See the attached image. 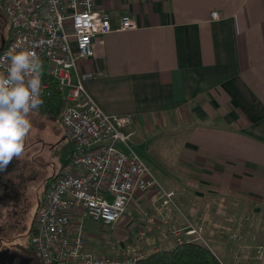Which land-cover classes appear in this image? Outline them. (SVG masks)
I'll return each mask as SVG.
<instances>
[{
  "label": "crops",
  "instance_id": "crops-1",
  "mask_svg": "<svg viewBox=\"0 0 264 264\" xmlns=\"http://www.w3.org/2000/svg\"><path fill=\"white\" fill-rule=\"evenodd\" d=\"M96 5L114 26L127 14L137 28L102 36L77 67L94 74L85 87L104 112L131 114L134 136L152 134L179 159L164 186L175 191L180 211L168 206L162 226L188 218L204 222L224 262L246 257V264H264V0ZM10 34L8 28L0 40ZM134 136L129 141L136 151ZM10 165L0 169L1 180L9 177ZM133 223L132 236L142 220ZM168 238H160L167 244L161 249L172 247ZM254 248L259 258L251 257Z\"/></svg>",
  "mask_w": 264,
  "mask_h": 264
},
{
  "label": "built area",
  "instance_id": "built-area-1",
  "mask_svg": "<svg viewBox=\"0 0 264 264\" xmlns=\"http://www.w3.org/2000/svg\"><path fill=\"white\" fill-rule=\"evenodd\" d=\"M0 7L11 33L0 55L14 43L38 54L42 99L51 97L54 90L60 93L64 102L60 122L73 144L68 162L38 204L30 247L41 264H138L150 253L139 244L153 228L168 223L165 209L172 206L180 211L174 201L176 193L163 187L131 146L133 116L104 112L85 87L94 74L77 67L78 60L92 56L93 44L102 36L137 28L136 18L123 15L114 26L96 0H0ZM211 17L216 19L217 12H211ZM148 196L153 200L143 204L140 199ZM134 202L142 215L134 242L121 246L117 255L92 253L87 243L91 226L113 231ZM204 227V222L190 220L171 226L172 247L195 242L212 250L204 238ZM246 261L237 259L235 264Z\"/></svg>",
  "mask_w": 264,
  "mask_h": 264
},
{
  "label": "rangeland",
  "instance_id": "rangeland-1",
  "mask_svg": "<svg viewBox=\"0 0 264 264\" xmlns=\"http://www.w3.org/2000/svg\"><path fill=\"white\" fill-rule=\"evenodd\" d=\"M8 28L6 15L0 7V37L7 33ZM31 121L33 128L25 141L23 155L18 159L14 158L9 163L11 164L9 169H12V172H10L8 176L11 177L12 180L13 178L14 180L17 178L18 181L21 182V186L25 189L16 206L12 207L7 204V207H3L2 204H0V248L7 247L6 249L9 250L16 249L13 244L20 243L25 239V233H27L31 223L29 212L31 211V214L35 213L38 201L42 199L46 191L47 186L44 187L45 183L48 181L49 177L58 173L63 164L68 162L73 149V144L65 137L63 126L60 122V114L58 119H49L33 112ZM151 136L152 134H141V136L138 135V137L134 136V143L137 148L136 151L140 153L143 161L164 186L165 183L169 184L172 181L169 175L171 172L173 174V172L176 171L179 159L176 161V154H174L172 148H166L162 145L163 142H159V138L153 136L151 138ZM174 148L176 149V147ZM148 199L153 200V197H143L140 201L143 204H147L146 202ZM130 207L128 208L130 212L126 211L121 216L113 231H109L106 227L103 228V230H98L96 226H92L95 233L93 236L87 231L88 248L92 253L117 255L121 248V243L127 245L134 240V235L132 236L133 231H131L128 222L133 220L135 222L133 224L141 223L142 215L137 207H135V202ZM15 209L16 211L26 210L22 212L21 219L19 218L20 220L18 223H20L21 226L19 227L20 224H17L15 228H11V225L15 224L14 221L17 219L14 214ZM186 220L190 219L188 218ZM193 220H191V222L196 223ZM141 226L139 228H141ZM171 226H174L173 222L168 226H161L158 229L153 228L151 232L156 231V235L152 236L151 233L150 235L148 234L146 240L139 245L147 253L151 252L152 249H161L160 245L167 246V244H165L163 240L160 241V238L165 239L167 235L169 236L168 241L170 245L173 244L169 234ZM204 238L213 251H215L223 261H226L225 258L217 252L215 243L211 242L205 233ZM231 239H233V237ZM30 250L31 248L28 245L27 250H25V252L23 251L26 257H33ZM258 251L256 248L252 249L251 257L253 259L260 257V250ZM242 259L248 260L246 257ZM225 263L228 264L227 262Z\"/></svg>",
  "mask_w": 264,
  "mask_h": 264
},
{
  "label": "clouds",
  "instance_id": "clouds-1",
  "mask_svg": "<svg viewBox=\"0 0 264 264\" xmlns=\"http://www.w3.org/2000/svg\"><path fill=\"white\" fill-rule=\"evenodd\" d=\"M42 61L19 43L0 55V169L24 153L33 124L31 116L43 106Z\"/></svg>",
  "mask_w": 264,
  "mask_h": 264
},
{
  "label": "trees",
  "instance_id": "trees-1",
  "mask_svg": "<svg viewBox=\"0 0 264 264\" xmlns=\"http://www.w3.org/2000/svg\"><path fill=\"white\" fill-rule=\"evenodd\" d=\"M40 115L49 119H57L64 105L60 93L54 90L51 97L43 100ZM55 175L51 176V181ZM30 234L28 235V241ZM27 250V248H26ZM31 251V250H30ZM35 264H41L36 252L32 250ZM138 264H226L218 255L208 247L199 243H183L171 248L157 249L150 252L145 258L138 261Z\"/></svg>",
  "mask_w": 264,
  "mask_h": 264
},
{
  "label": "flooded vegetation",
  "instance_id": "flooded-vegetation-1",
  "mask_svg": "<svg viewBox=\"0 0 264 264\" xmlns=\"http://www.w3.org/2000/svg\"><path fill=\"white\" fill-rule=\"evenodd\" d=\"M10 36L11 35H9L8 37L0 40V48L3 47L10 40ZM1 175L2 174L0 173V177H1ZM16 180H12L10 177L6 178V180H1L0 179V199L6 200L5 203L3 204V207H7V204L12 206V207L16 206L17 205V201H19V199L21 197V194H22V192L25 189L23 186H21V182L18 181V179H16ZM50 183H51V180H48L45 183L44 187L48 186ZM43 190H44V188H43ZM40 201H38V204H39ZM25 210L26 209H24L22 211L21 210L20 211L19 210L16 211V209H15V213L14 214H15L17 219H16V221H14L15 224L11 225L12 226L11 228H15V226L17 224H20L18 222L21 219L22 212L25 211ZM18 214H19V216H18ZM30 216H31V223H30L28 232L25 233V236H24L25 239L22 242H20V243L13 244V245H15L16 249L9 250V249H6L7 247L0 248V264H8L9 260H10V257H12V256H14L13 257L14 264H17L20 260H24L26 258H30L31 259L30 260V264H35L31 257H28V256L26 257L25 254L23 253V251L25 252L26 248H28V245L30 246V244L28 242V236L27 235H29L30 232H31L33 221H34V218H35V213L34 214H30ZM20 226H21V224L19 225V227ZM8 228H10V227H8ZM23 264H25L24 261H23Z\"/></svg>",
  "mask_w": 264,
  "mask_h": 264
},
{
  "label": "water",
  "instance_id": "water-1",
  "mask_svg": "<svg viewBox=\"0 0 264 264\" xmlns=\"http://www.w3.org/2000/svg\"><path fill=\"white\" fill-rule=\"evenodd\" d=\"M13 257L14 256L10 257V260H9L8 264H14ZM30 260H31L30 258H26L24 260H20L17 264H23V261L25 262V264H30Z\"/></svg>",
  "mask_w": 264,
  "mask_h": 264
}]
</instances>
